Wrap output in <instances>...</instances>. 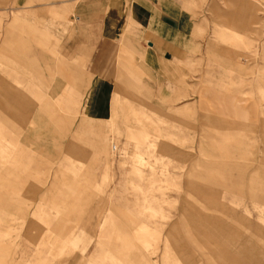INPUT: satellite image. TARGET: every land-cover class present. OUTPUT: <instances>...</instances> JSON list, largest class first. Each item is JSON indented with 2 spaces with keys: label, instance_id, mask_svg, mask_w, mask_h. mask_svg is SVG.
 I'll list each match as a JSON object with an SVG mask.
<instances>
[{
  "label": "rangeland",
  "instance_id": "374dc122",
  "mask_svg": "<svg viewBox=\"0 0 264 264\" xmlns=\"http://www.w3.org/2000/svg\"><path fill=\"white\" fill-rule=\"evenodd\" d=\"M44 1L0 0V96L19 114L0 120L9 147L3 161L18 162L4 167L15 174L3 175L14 184L3 193L28 214L0 207V239L33 246L29 235L47 225L58 240L45 264H129L123 253L138 264H185L180 243L200 224L197 215L225 225L233 216L251 224L243 231L249 261L264 264V0H202L198 49L180 63L179 82L157 92L139 72L128 79L131 93L115 90L109 118L87 111L92 81L67 49L76 38L74 2ZM211 123L247 137L231 148L241 155L230 160L238 168L220 160L207 137L218 131ZM75 133L79 145L69 150ZM103 141L107 157L95 147ZM218 159L212 172L227 183L200 180ZM61 191L69 203L80 197L72 210L55 209L67 206ZM172 223L176 232L167 235ZM61 226L74 230L69 241ZM107 242L129 246L112 251Z\"/></svg>",
  "mask_w": 264,
  "mask_h": 264
},
{
  "label": "crops",
  "instance_id": "0c3cea01",
  "mask_svg": "<svg viewBox=\"0 0 264 264\" xmlns=\"http://www.w3.org/2000/svg\"><path fill=\"white\" fill-rule=\"evenodd\" d=\"M67 1L74 2V30L76 31V38L69 42L67 49L73 51V56L77 57L78 65L85 66L88 79L92 81L89 94L91 99L87 104V111L95 118H102V116L109 118L115 90H120L122 94L131 93L128 79L140 75V73L147 78L149 85H155L157 92L164 91V87L170 80L172 83H178L180 63L193 56L198 49L195 39L198 20L195 6L200 5L202 0ZM44 2L57 4L62 3V0H45ZM45 43L50 46V43ZM12 53L14 52L12 51ZM14 57L17 61L19 60L17 55ZM0 79L2 80V78ZM117 80L119 83L116 86L114 82ZM258 89L264 95L262 87L259 86ZM216 96L211 97L214 100ZM15 107L16 105L12 106L8 98L0 96V120L4 117L6 121H9L12 116L18 120L19 114ZM245 113L248 114L249 109ZM262 115L263 112H260V118ZM53 117L56 122L60 121L57 113L54 112ZM30 123H36L35 119H30ZM209 125L218 130L216 135L208 134L207 137L210 143L217 146L219 152L223 154L220 160L223 161L224 166L227 168L241 166L238 161H230L233 158L241 157L239 152L231 150V148L235 144L240 147L246 145L247 137L231 128L229 123H211ZM1 126L4 125L0 121ZM12 127L17 128L14 124ZM129 130L130 137L135 138V130L132 128ZM79 139V134L75 133L69 142V150L78 147ZM6 141L5 135L0 137V207L17 208L24 219L28 216L26 210L21 211L20 205H16L14 200H10L3 193L7 185L11 187L14 185L13 180L5 178L3 175L15 174L14 170L4 168L5 165L18 164L17 156L12 158V162L3 161L1 153L2 151L6 152L9 148L7 143L5 145ZM95 147L98 154L108 156L109 146L106 142L95 143ZM111 148L116 150L117 146L112 145ZM217 162L219 159L207 163L205 167L209 173L207 175L202 173L200 180L207 176L210 179L214 178L217 184L227 183L222 177L218 180V173L212 172ZM72 185L66 184L70 189ZM190 186H193L199 194L204 193L202 187L197 188L194 184H190ZM60 193L62 195L60 201L68 207L56 206L55 209L58 212L72 210L76 206V202L80 201V197L77 196L72 203H69L67 194L62 191ZM33 214H36V211ZM197 218L201 225L191 224V230L185 234L187 240L180 243V246H184V251H186L184 252L186 255L185 264H253L245 252L246 238L243 235V231L251 228V224L233 216L230 218L232 225H225L220 223L217 218L203 214H198ZM176 228L177 223H172L167 235L175 233ZM257 233L260 231L258 230ZM73 234L74 230L61 226L59 235L65 241H69ZM29 237L33 246L20 244L15 248L11 246L12 243L0 239V247L6 248L5 255L0 257V264H45L46 261H49L51 259L49 255L56 247L58 240V237L54 236V231H51L46 225L36 239H32V235ZM107 244L113 249L112 251L118 252L123 248L128 249L129 246L127 243L119 246L111 242H107ZM123 254H125V262L139 263L138 259L131 258L127 253Z\"/></svg>",
  "mask_w": 264,
  "mask_h": 264
}]
</instances>
